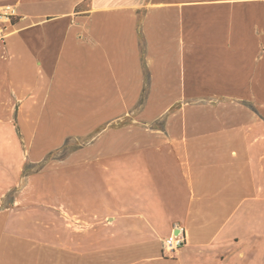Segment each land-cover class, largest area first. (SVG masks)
Instances as JSON below:
<instances>
[{"label": "crops", "instance_id": "1", "mask_svg": "<svg viewBox=\"0 0 264 264\" xmlns=\"http://www.w3.org/2000/svg\"><path fill=\"white\" fill-rule=\"evenodd\" d=\"M6 4L17 17L0 28V205L21 187L0 207V264H264V101L191 94L264 92V0ZM171 10L172 82L135 69L133 50L137 24L149 43ZM75 34L84 39L71 52ZM102 41L125 49L99 51ZM150 82L180 92L174 127L102 146L112 121L102 126L100 108ZM69 122L91 140L77 159L23 176L35 139L69 138ZM176 226L185 243L166 255Z\"/></svg>", "mask_w": 264, "mask_h": 264}, {"label": "rangeland", "instance_id": "2", "mask_svg": "<svg viewBox=\"0 0 264 264\" xmlns=\"http://www.w3.org/2000/svg\"><path fill=\"white\" fill-rule=\"evenodd\" d=\"M174 12L167 11L164 16V25H160V30H156L154 34V40H150L149 43L142 35L140 22L137 24L136 33L138 34V41L133 44V50L136 55L134 58V68L142 70L144 76L161 78L164 74L166 79H170L172 82L171 72L175 70L176 59L175 53L176 38H175V26L173 23ZM140 19V15H138ZM158 29V28H157ZM108 30V29H107ZM108 33V31H107ZM84 37L77 36L75 34L74 42L70 43L69 50L71 52L77 51V43L79 40H83ZM116 42L102 41L100 44H96L97 50L109 51V50H124L125 47ZM121 46V47H120ZM137 58V59H136ZM102 67H105L103 74L104 78L108 77L106 68L109 67V59H102ZM150 65L151 70L148 72L146 64ZM74 74L76 73L73 72ZM153 73V74H152ZM169 77V78H168ZM169 80V81H170ZM157 86V85H156ZM173 84L169 85L166 90L155 88L153 84H145L141 91H118L128 98L125 104L123 101H119V105L114 107H102L98 118L102 119V126L112 121L111 133H108L106 137L99 139V143L102 146L110 148L111 151L121 150L127 147L142 145L149 142L153 131L156 130H168L174 127L173 119L167 118V116H173L179 114L180 103L178 102L180 92L174 90ZM116 93V92H111ZM192 96L199 98H205L208 96L232 95L240 97L242 99L253 98L255 95L257 101H264V92H242V91H215V92H192ZM254 94V95H253ZM131 97V98H130ZM133 99V100H131ZM252 107V106H251ZM72 121V117L70 118ZM46 124L41 127V135H45L47 128ZM71 136L66 139L57 138H45L39 137L35 139L32 149L27 155V162L23 170V176L38 172L47 168H51L60 165L63 162L77 159L78 149L88 144L91 140H80L76 136V132L73 131L76 123L69 122ZM14 165V164H13ZM15 166V165H14ZM13 172V171H12ZM11 172V173H12ZM14 173V172H13ZM11 176V175H10ZM11 177H14L13 175ZM15 179L10 178L7 174L6 181L1 189H5L8 186H12ZM21 187L19 184L14 189H11L4 198V203L0 207L9 205L14 195H16L18 189Z\"/></svg>", "mask_w": 264, "mask_h": 264}, {"label": "built area", "instance_id": "3", "mask_svg": "<svg viewBox=\"0 0 264 264\" xmlns=\"http://www.w3.org/2000/svg\"><path fill=\"white\" fill-rule=\"evenodd\" d=\"M16 17L17 10L14 5H0V28H3L4 25H12ZM175 230L176 233H173L162 242V251L166 255H172L185 243L183 228L176 226Z\"/></svg>", "mask_w": 264, "mask_h": 264}, {"label": "trees", "instance_id": "4", "mask_svg": "<svg viewBox=\"0 0 264 264\" xmlns=\"http://www.w3.org/2000/svg\"><path fill=\"white\" fill-rule=\"evenodd\" d=\"M25 170V169H24Z\"/></svg>", "mask_w": 264, "mask_h": 264}]
</instances>
